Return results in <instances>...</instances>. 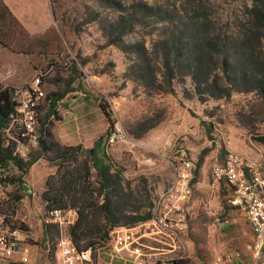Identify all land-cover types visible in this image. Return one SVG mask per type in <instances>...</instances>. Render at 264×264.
<instances>
[{"label":"rangeland","instance_id":"374dc122","mask_svg":"<svg viewBox=\"0 0 264 264\" xmlns=\"http://www.w3.org/2000/svg\"><path fill=\"white\" fill-rule=\"evenodd\" d=\"M50 3L56 24L41 81L46 95L63 98L50 115L46 103L39 129L43 125L62 146L91 148L102 138V153L130 185L129 212L137 214L153 212L181 161L193 163L195 178L198 161L204 160L201 189L209 191V201L201 204L197 233L188 222L184 236L190 248L179 262L212 264L229 253L240 255L241 225L249 223L230 203L232 188L215 181L212 169L233 152L256 160L264 176V99L252 82L264 78V29L258 25L264 0ZM0 34L19 38L1 0ZM45 77L57 82L49 84ZM112 133L123 137L107 145ZM40 166L43 174L49 172L47 163ZM27 183L25 173L14 185ZM14 191L22 196L20 188ZM57 236L49 231V253L39 244L31 264L53 256Z\"/></svg>","mask_w":264,"mask_h":264},{"label":"built area","instance_id":"2783aa9c","mask_svg":"<svg viewBox=\"0 0 264 264\" xmlns=\"http://www.w3.org/2000/svg\"><path fill=\"white\" fill-rule=\"evenodd\" d=\"M41 71L20 88H12L11 102L14 113L0 129L1 146L10 152V158L0 164V191L4 187L24 179L20 167L28 163L30 155L39 150L42 133L39 115L46 104V94L41 85ZM48 103V102H47ZM110 134L107 145L119 138ZM213 178L225 180L232 188L230 203L239 208L248 221L253 240L250 246L253 263L264 262V176L258 162L252 158L228 152L221 164L212 169ZM193 163L181 161L176 167L167 190L159 197L151 219L131 227H117L109 232L107 247L114 255H123L135 264H177L185 249L166 248L176 242L188 227V214L182 206L192 199ZM76 220L74 210H47L46 225L58 229L55 242L56 264H87L91 251H79L68 235V229ZM22 229L7 212L0 209V264H27V252L21 247ZM152 244L163 246L155 248ZM212 264H223L217 259Z\"/></svg>","mask_w":264,"mask_h":264},{"label":"trees","instance_id":"16d2710c","mask_svg":"<svg viewBox=\"0 0 264 264\" xmlns=\"http://www.w3.org/2000/svg\"><path fill=\"white\" fill-rule=\"evenodd\" d=\"M1 7L6 16L13 21L19 32V38L0 34V45L16 54L46 56L50 41L45 37L30 38L27 36L2 3ZM255 11L257 19V10ZM259 21V27L264 29V12L262 11ZM22 39L24 42L30 43L29 48L25 43L23 44ZM35 41L37 42L36 46H34ZM23 46L25 47L23 48ZM37 71H41L43 77L44 72L42 70ZM44 81L49 84L57 82V80L47 77L44 78ZM252 82L264 99V78H254ZM41 85L43 86L42 81ZM11 93L12 88L0 87V129L9 122L14 113V104L10 98ZM62 98L63 94L56 92H50L46 95V101L50 104L49 115ZM45 107L46 104L43 109ZM102 109L109 123V129H112L113 124L110 121V116L104 108ZM40 131L42 137L38 156L36 158L30 157L28 163L21 165L20 169L25 174L29 166L38 157H42L50 166L56 168L55 173L46 179L45 190L41 198L47 210L70 209L76 212V220L68 229V235L77 250L96 251L101 249L107 245L109 232L114 228L131 227L138 222L152 218L153 212L151 210L142 212V214H137L136 210L129 212L126 202L132 197V194L129 193L130 185L124 182L118 170H113L114 165L111 160L102 153L100 149L102 138L97 140L92 148L87 149L79 145L61 146L49 132L44 130L43 125ZM1 143L0 138V164L5 163L10 158V152L4 150ZM201 163L202 159H199L197 168ZM196 175L195 172L193 182Z\"/></svg>","mask_w":264,"mask_h":264},{"label":"crops","instance_id":"0c3cea01","mask_svg":"<svg viewBox=\"0 0 264 264\" xmlns=\"http://www.w3.org/2000/svg\"><path fill=\"white\" fill-rule=\"evenodd\" d=\"M1 3L27 36L30 38L45 37L50 43L53 42L51 38H48L56 24L50 0H1ZM48 58L35 54H16L0 45V87L20 88L24 86L32 79L37 70L42 69V63L46 60L48 61ZM82 147L87 148L86 146ZM43 162L50 166L42 157H38L36 161L29 166L26 172V174H28V183L26 186L15 187L14 183H12L0 191V209L10 214L15 223L20 225L22 229V242L20 245L27 252L28 263L30 264L35 262L39 256L37 250L39 244H41L46 253H49V248L52 245L48 238L49 231L51 232L54 229L59 235L56 227L46 225L44 222V215L47 209L41 195L45 190L46 179L55 172H53L52 169L54 167L50 166L49 172L43 174L40 166V163ZM196 173L199 179L191 185L193 191L192 199L189 203L182 206V212L188 214V222L191 230L197 233L199 226L202 224L199 216L203 214V208H205L204 206L202 207L201 204L203 202H208V197L210 196L209 191L204 192V190L201 189L202 182L207 176V166L204 160L197 168ZM39 185H41L40 189H37ZM16 188H20L17 194H22L21 197L13 195L15 192L14 189ZM244 223L245 222H243V224ZM241 232L245 234L241 239V248L239 247L241 256L238 252L229 253L222 259L223 264H246L252 259L250 246L253 237L249 225H245V228L241 225ZM38 241L40 242L38 243ZM32 242H34V245H31ZM179 245L185 250L190 248L189 242L184 234L178 241L170 242L166 248H178ZM152 246L155 248H163V246L156 244H152ZM55 262L56 250L52 257L47 255L43 259L44 264H56ZM87 264L135 263L126 256L112 254L106 245L101 249L91 251V261Z\"/></svg>","mask_w":264,"mask_h":264}]
</instances>
